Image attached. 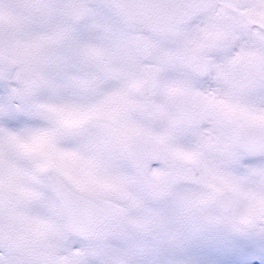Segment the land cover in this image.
Instances as JSON below:
<instances>
[{"label":"snow or ice","instance_id":"obj_1","mask_svg":"<svg viewBox=\"0 0 264 264\" xmlns=\"http://www.w3.org/2000/svg\"><path fill=\"white\" fill-rule=\"evenodd\" d=\"M0 264H264V0H0Z\"/></svg>","mask_w":264,"mask_h":264}]
</instances>
